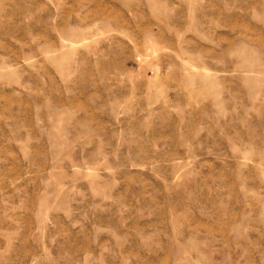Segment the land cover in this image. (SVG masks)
Segmentation results:
<instances>
[{
	"label": "rangeland",
	"instance_id": "rangeland-1",
	"mask_svg": "<svg viewBox=\"0 0 264 264\" xmlns=\"http://www.w3.org/2000/svg\"><path fill=\"white\" fill-rule=\"evenodd\" d=\"M21 192L45 242L2 260L264 264V0H0L1 219Z\"/></svg>",
	"mask_w": 264,
	"mask_h": 264
},
{
	"label": "crops",
	"instance_id": "crops-1",
	"mask_svg": "<svg viewBox=\"0 0 264 264\" xmlns=\"http://www.w3.org/2000/svg\"><path fill=\"white\" fill-rule=\"evenodd\" d=\"M28 195V192H21L20 194L14 196V199L21 200L20 202L17 201V204L19 206L15 207V209H17L18 211L13 213L12 217L11 215L9 216V214H6V218H0V246H9L12 248L14 247V252H17L18 250L22 252V250L24 249L21 247L26 246L27 242H31L30 239H28L30 230L29 224L34 223V221H36L37 224L32 225L31 227L36 228L38 237L37 242H40L42 245L45 242V209L43 206V202H41V199L45 196L44 194L40 195V193L36 192L33 193V196L31 195L30 197H28ZM23 198L24 202H22ZM28 198H31L32 206H29ZM40 204L42 208L40 207ZM32 230L34 229L32 228ZM68 242H77L76 231L70 232ZM14 255L15 254L12 253L8 257L5 256L3 260L0 259V264L27 263V261L23 259V256L18 257Z\"/></svg>",
	"mask_w": 264,
	"mask_h": 264
}]
</instances>
